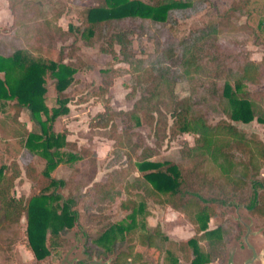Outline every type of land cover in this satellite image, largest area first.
I'll use <instances>...</instances> for the list:
<instances>
[{
  "label": "trees",
  "instance_id": "1",
  "mask_svg": "<svg viewBox=\"0 0 264 264\" xmlns=\"http://www.w3.org/2000/svg\"><path fill=\"white\" fill-rule=\"evenodd\" d=\"M96 1L85 11V35L100 38L99 50L112 59L100 70L101 84L97 94L101 95L103 108L96 111L92 125L110 130L108 137L113 140V147L107 166L111 168L104 179L93 180L96 156L79 145L77 150L87 157L88 170L83 173L73 198H65L58 212L38 200L44 195H15L14 181L21 175L19 162L25 176L33 183L40 182L43 186L61 182L49 174L56 163L50 145L57 138L52 121L67 111V105L61 96L56 97L58 104L53 109L43 104L45 75L54 78L56 92H62L75 69L90 64L71 50L67 62L43 60L32 55V51L41 52L43 48L47 51L53 47L56 36L66 38L72 34L70 26L63 28L56 23L59 12L40 20L29 19L14 24L8 33L0 32V59H7L18 68L12 87L0 84V100H10L12 106L11 113L0 116V142L13 139L22 147L17 159L0 164V222L3 226H11L23 214L26 244L34 258L40 261L56 251L58 237L72 225L76 216V210L70 208L72 199L74 202L81 198L85 210L100 213L119 197V207L128 211L129 222L109 224L99 236L110 233V250L127 243V249L118 252L114 264H140L141 253L133 251L132 241L157 247L159 251L164 246L163 232L157 226L135 233L134 215L137 212L148 215L149 199L169 206L191 225L192 236L178 241L182 260L190 264H208L221 259L227 240L238 230L228 218H222L214 228H206V222L215 215V210L200 190L214 187L243 192L248 185L249 171L256 173L264 161V142L232 122H247L253 118L264 122V55L255 61L250 58L243 39L222 40L217 20L196 27L176 40L159 39L161 28L167 22H173L174 15L188 16L203 8L205 0ZM249 1L234 0L228 11L247 14ZM132 36L139 41L142 38L151 40L152 50L140 49L137 53L132 47ZM115 61L124 62L127 67L114 66ZM122 72L129 73L130 95L138 93L129 110L135 116V123L141 119L149 124L157 139L166 136L167 132L193 134L192 144L183 141L180 151L188 161L187 166L169 160L148 161L153 148L133 140L131 128L117 126L114 121L117 110L111 108L108 98L103 95L113 78ZM177 81L186 85L188 93L174 99L173 87ZM244 84L261 87L243 89ZM22 106L29 110V119L36 124V129H29L20 119ZM212 115L217 118L211 122ZM167 117H170L169 124ZM64 144L75 147L70 140H64ZM35 153L44 158L41 170L33 162ZM144 162L150 164L144 167ZM133 169L140 172L132 175ZM118 183H122L121 188L116 186ZM86 185L87 190L82 191ZM249 187L248 206L253 213L264 217L257 192L258 187L264 189V180L252 179ZM52 195L48 194L49 197ZM113 227L120 238L125 233L123 241L116 240ZM198 240H203V245H199Z\"/></svg>",
  "mask_w": 264,
  "mask_h": 264
},
{
  "label": "rangeland",
  "instance_id": "2",
  "mask_svg": "<svg viewBox=\"0 0 264 264\" xmlns=\"http://www.w3.org/2000/svg\"><path fill=\"white\" fill-rule=\"evenodd\" d=\"M233 1L205 0L203 8L188 16L180 18L174 15V21L167 22L161 28L159 39L162 41L176 40L186 36L190 30L196 27L217 20L222 40L225 41L231 37L243 39L250 58L259 61L264 55V0H250L247 4V14L237 11L229 12V6ZM96 3V0H0V32L2 33H8L14 24L29 19L40 20L52 16L55 12H59L56 23L63 28L70 26L69 28L73 30L72 34L66 38L56 36L53 47L51 46L47 51L44 48L41 49V52L32 51L35 58L61 59L63 62H67L69 60L68 53L71 50L85 63L90 64L84 68H76L62 92H56L53 84L54 78L48 74L45 75L43 104L48 109H53L58 104L56 97L61 96L66 99L67 105V111L58 114L52 121V128L57 138L50 145L56 163L49 174L61 182L43 186V183L40 182L33 183L25 176L20 162L21 175L14 181L13 192L15 195H44L38 200L44 201L45 205L54 207L57 212L65 198H73L72 195L77 192L76 188L79 182L83 180V173L88 170L87 157L77 150L79 145L85 146L96 156L97 166L93 180L104 179L111 168L107 166L112 157L113 147V140L108 137L110 130L107 127L92 125L96 111L103 108L100 100L101 95L97 94L98 86L101 84L100 70L105 69L112 59L109 54L99 50L100 38L95 35H85L86 8ZM132 47L137 53L140 49L147 52L152 50L153 43L148 39L142 38L139 41L133 37ZM114 66L127 67L121 61H115ZM17 73L18 68L12 62L5 58L0 59L1 86L3 84V87H10V85L12 87ZM130 81L129 73L122 72L113 78L103 95L108 98L111 108L117 110L114 117L117 126L131 128L134 131L133 140L153 148L154 152L147 157L148 161L169 160L179 166H187L188 161L181 156L180 151L183 148V141L192 144L193 134L167 132L166 136L157 139L149 124L141 119L139 123H135V116L129 113V110L133 101L138 97V93L130 95ZM250 87L259 88L261 86L242 85L243 89ZM187 93L186 85L183 82L177 81L174 84V99H179ZM11 109L10 100H0V116L11 113ZM19 117L29 129H36V124L29 119V110L26 107L22 106ZM216 118L217 116L212 115L210 121L212 122ZM167 122L170 123V117H167ZM232 122L248 135L256 136L264 142V122H259L255 118L247 122L240 120H232ZM64 140H70L75 144V147L65 145ZM141 145L136 149L137 153L140 151ZM21 147L22 144L13 139L6 143L0 142V164L7 163L12 158L17 159ZM32 159L36 167L41 170L44 166V158L35 153ZM149 164L150 162H144L142 166L147 167ZM139 172L140 170L133 169L131 174ZM252 179L264 180V161L256 173L249 171L246 178L248 185L243 192L215 189L214 187L200 190L203 197L213 203L215 210V215L208 218L206 228H214L222 218H228L236 224L238 230L235 236H231L227 240L221 259L212 260L208 264H223V261L231 259L234 264H242L245 258L252 255L251 250L245 246V237L254 252V258L250 264H264V217L253 213L248 206L251 196L249 185ZM87 186H83L82 191L87 190ZM116 186L121 188L122 183H118ZM257 190L260 208L261 211H264V189L258 187ZM49 193L53 194L52 197L48 196ZM147 206L151 210L149 216L142 212H137L134 215L132 221L135 225V233L143 230L149 231L157 226L163 232L161 239H163L165 249L160 253L157 249L151 248L149 255L154 256L156 264H173L182 253L177 247L178 241L187 239L193 234L191 225L179 213H172L170 209L163 205H155L149 199ZM70 208L76 210L72 225L58 237L59 246L56 251L50 252L40 261L34 258L26 244L24 233L26 222L23 214L18 222L11 226H3L0 222V264H114L118 252L127 249V243L123 242L115 249L110 250V233L107 236H99V234L109 224L125 225L129 222L128 211L119 207V197H116L111 204L106 205L100 213L94 210H85L81 198L74 202L72 199ZM111 229L116 234L117 241H123L126 238L125 233L120 238L116 228ZM134 241H132L133 250H141V244ZM197 242L199 245H203L204 241L198 240ZM142 259L151 260V257Z\"/></svg>",
  "mask_w": 264,
  "mask_h": 264
},
{
  "label": "flooded vegetation",
  "instance_id": "3",
  "mask_svg": "<svg viewBox=\"0 0 264 264\" xmlns=\"http://www.w3.org/2000/svg\"><path fill=\"white\" fill-rule=\"evenodd\" d=\"M141 247H142L141 250H137L141 253V257H140L141 263L140 264H156L155 260H154V256L149 255L150 254L149 249H151V248L157 249V247H152V246H147V245H141ZM164 249H165V245L163 246V249L161 251H159L158 249L157 250L161 253ZM133 251H136V250H133ZM178 252H180V251L178 250ZM143 257H151V260H146V259L144 260V259H142ZM128 259H130V257H128ZM173 264H190V263H189V261H183L181 259V256H179V258H177V260H175L173 262Z\"/></svg>",
  "mask_w": 264,
  "mask_h": 264
},
{
  "label": "water",
  "instance_id": "4",
  "mask_svg": "<svg viewBox=\"0 0 264 264\" xmlns=\"http://www.w3.org/2000/svg\"><path fill=\"white\" fill-rule=\"evenodd\" d=\"M244 242H245V246L251 250L252 255L249 258H245L242 261V264H250L251 260H253V258H254V254H253L254 252H253L252 246L246 241V237H245V241ZM223 264H234V261L232 259L231 260H226V261H223Z\"/></svg>",
  "mask_w": 264,
  "mask_h": 264
},
{
  "label": "crops",
  "instance_id": "5",
  "mask_svg": "<svg viewBox=\"0 0 264 264\" xmlns=\"http://www.w3.org/2000/svg\"><path fill=\"white\" fill-rule=\"evenodd\" d=\"M154 203V202H153ZM155 205H161V204H157V203H154ZM163 206H165L167 209H170L171 210V212L172 213H178L177 211H174V210H172L169 206H166V205H163ZM147 209H148V211H149V213H148V216L150 215V208L147 206ZM186 220V219H185Z\"/></svg>",
  "mask_w": 264,
  "mask_h": 264
}]
</instances>
